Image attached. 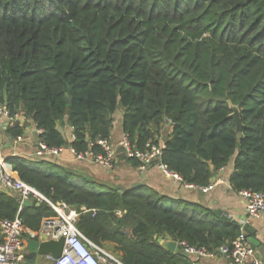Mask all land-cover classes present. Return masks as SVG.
<instances>
[{
	"label": "trees",
	"instance_id": "obj_1",
	"mask_svg": "<svg viewBox=\"0 0 264 264\" xmlns=\"http://www.w3.org/2000/svg\"><path fill=\"white\" fill-rule=\"evenodd\" d=\"M0 105L32 119L49 147L68 145L67 119L78 152L101 151L90 143L110 141L118 110L140 149L159 144L170 123L162 160L186 183L208 186L234 162L233 188L264 192V0H0ZM8 131L16 138L25 127ZM8 160L24 182L77 210L82 234L124 264H190L158 239L213 251L241 232L153 189L109 186L52 160ZM20 205L18 193L0 190L3 218L39 230L55 214L46 201Z\"/></svg>",
	"mask_w": 264,
	"mask_h": 264
},
{
	"label": "built area",
	"instance_id": "obj_2",
	"mask_svg": "<svg viewBox=\"0 0 264 264\" xmlns=\"http://www.w3.org/2000/svg\"><path fill=\"white\" fill-rule=\"evenodd\" d=\"M0 116L22 123L23 116L20 113L11 115L7 107L3 105H0ZM36 131L38 134L43 133V129L38 128L37 125ZM95 144L101 147V151L96 152L90 149L78 152L73 147L71 151L78 160H89L110 170H113L122 160L121 154L124 153L126 159H135L139 162L138 168L141 172H145L151 166H158L175 181L183 182L187 187L197 188L202 192H209L216 185L215 182L208 186L186 183L179 173L171 170L163 162L162 155L166 147L165 144L150 142L145 149H140L131 142L126 134L118 143L99 139L96 143L91 142L90 147L92 148ZM120 149H123V152H119ZM63 150L64 146L49 147L45 142L39 140L32 158L33 160L49 159L60 155ZM8 165H10L9 160L2 157L0 153V190L18 193L21 199L20 210L24 207L25 199H35L40 203L46 201L53 208L55 214L45 217L39 230L28 227L19 216L15 219L0 216V264H27V243L29 240L45 242L59 240L62 237L65 238V244L61 255L59 257L47 256L51 264H124L117 256L106 252L82 234L77 227L79 220L77 210L65 202H52L37 189L24 182L12 169L7 167ZM240 193L246 199L248 220L260 217L264 213V192L243 190ZM178 244L189 255L197 258L223 255L231 261V264H264L261 259L256 258L255 249L244 228L235 239L220 245L213 251L206 247L189 245L186 242H178Z\"/></svg>",
	"mask_w": 264,
	"mask_h": 264
},
{
	"label": "crops",
	"instance_id": "obj_3",
	"mask_svg": "<svg viewBox=\"0 0 264 264\" xmlns=\"http://www.w3.org/2000/svg\"><path fill=\"white\" fill-rule=\"evenodd\" d=\"M21 120L24 124L25 132L22 136L15 138L9 134L8 130L14 127L16 122L7 117L0 116V153L2 157L7 160L12 156H22L28 160H33L32 156L40 140L39 134L36 131V125L32 119L23 116ZM59 129L68 141V145L64 146V150L60 155L53 156L46 160L55 161L76 175L82 177L86 176L109 186L119 187L121 189L137 187L153 189L161 195L168 197L173 202L186 200L211 209L215 215L216 211H221L223 215L231 217V221L238 223L241 230L246 223H250L256 229V232L251 234L246 229L245 231L250 239H256L257 243L254 244L251 242L255 249L256 258L264 262V213L258 218L248 220L246 199L240 192L233 188L230 181L234 171V162L215 174L212 182H215L216 185L212 190L209 192H202L197 188L187 187L183 182L175 181L173 178L167 176L158 166H151L145 172H141L138 166L134 165L132 161L122 159L113 170H110L96 165L89 160H78L71 151V143L75 139L73 127L69 124L68 120L65 119L60 123ZM172 130L173 128L170 123L163 125L159 142L165 144ZM123 135H125L123 130V112L118 110L115 114L114 128L110 141L112 143H118ZM7 167L14 171V167L11 163ZM33 200L35 199H31L32 202ZM29 241L27 245H29ZM182 250L184 249L178 246L176 253L182 254ZM36 256H42L44 258L43 263L37 264H51L47 259L48 255L31 253L27 247V264H30L33 260L35 261ZM185 256L189 259L190 264H231V261L223 255L201 258L189 254Z\"/></svg>",
	"mask_w": 264,
	"mask_h": 264
},
{
	"label": "water",
	"instance_id": "obj_4",
	"mask_svg": "<svg viewBox=\"0 0 264 264\" xmlns=\"http://www.w3.org/2000/svg\"><path fill=\"white\" fill-rule=\"evenodd\" d=\"M68 102H70V98L67 99ZM233 114L231 115L232 118H234L235 123H236V129L237 132H242L243 131V122L241 119V114H240V110L237 106H233ZM119 152H123V149H120ZM122 159H126V155L124 153L121 154ZM13 192V191H11ZM33 205V202L30 199H25L24 200V206H31ZM216 215L222 217L223 219L227 220V221H231L232 218L223 215V213H221V211H216ZM244 229H246L247 231H249V233L254 234L256 232V229L250 224V223H246L244 225ZM251 242H253L254 244L257 243L256 239H250ZM159 243L161 245H163L169 252L171 253H176L177 249H178V241L176 240H172V239H165L160 237L158 239ZM64 244H65V238L62 237L59 240H50V241H45V242H39L36 240H30L29 241V245H28V249L31 253L34 254H40V255H52L54 257H59L63 251L64 248ZM182 255H188L187 252L185 250L181 251Z\"/></svg>",
	"mask_w": 264,
	"mask_h": 264
},
{
	"label": "rangeland",
	"instance_id": "obj_5",
	"mask_svg": "<svg viewBox=\"0 0 264 264\" xmlns=\"http://www.w3.org/2000/svg\"><path fill=\"white\" fill-rule=\"evenodd\" d=\"M43 262H44V258L42 256H36V260L31 261L30 264H37V263H43ZM44 264H46V263H44Z\"/></svg>",
	"mask_w": 264,
	"mask_h": 264
}]
</instances>
